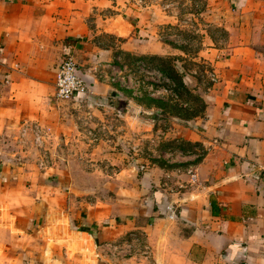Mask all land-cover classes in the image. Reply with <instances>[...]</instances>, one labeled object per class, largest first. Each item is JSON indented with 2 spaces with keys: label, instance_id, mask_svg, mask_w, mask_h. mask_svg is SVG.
<instances>
[{
  "label": "crops",
  "instance_id": "obj_1",
  "mask_svg": "<svg viewBox=\"0 0 264 264\" xmlns=\"http://www.w3.org/2000/svg\"><path fill=\"white\" fill-rule=\"evenodd\" d=\"M209 2L233 42L217 62L216 105L200 122L174 125V139L184 149L160 154L161 161L143 174L139 183L147 197L129 212L135 216L109 227L96 218L74 222L70 216L61 241L72 233L65 242L72 241L75 250L57 243L49 252L31 243L24 247L25 264H86L83 249L92 242L97 264H264V0ZM162 5L159 0L127 5L123 0H0V260L7 251L11 257L19 252L13 241L24 239L19 234L28 237L32 225L20 216L35 206L26 185L31 165L15 162L30 152L11 146L32 143L34 134L44 142L67 140V128L81 110L124 118L130 111L118 106L128 99L123 90L95 81L94 70L110 66L114 56L113 48L94 40L96 29L88 19L107 10L110 15L96 21L102 33L123 40V50L136 45L142 54L160 55L167 47L153 37L161 34ZM68 55L93 86L88 95L60 101L56 74ZM59 63L49 87L46 72ZM105 100L111 104L100 107ZM191 171L198 173L197 184L190 183ZM49 219L43 221L48 228ZM37 256L41 259L34 262Z\"/></svg>",
  "mask_w": 264,
  "mask_h": 264
},
{
  "label": "rangeland",
  "instance_id": "obj_2",
  "mask_svg": "<svg viewBox=\"0 0 264 264\" xmlns=\"http://www.w3.org/2000/svg\"><path fill=\"white\" fill-rule=\"evenodd\" d=\"M137 2L123 0L126 5ZM159 3L163 4L161 34L153 38L167 47L160 55L142 54L136 45L130 51L123 50V40L102 33L96 21L104 20L105 14L109 16L107 10L102 16L88 19L87 23H93L91 27L96 29L94 40L103 47L113 48L110 66L94 70V74H104L106 80L96 79V82L123 90V98L128 99H120L118 106L125 110L130 107V111L124 118L113 113L89 114L81 110L78 111L81 116L67 128V140L56 138L44 142L34 134L32 143L11 146L20 153L30 152L27 157L21 154L15 162L23 167L31 165L33 172L26 178V185L33 190L35 206L29 209L28 216H20L22 220L32 221L26 231L29 238L19 234L24 239L13 241L19 252L11 257L7 251L0 264H9L10 259L25 264L24 247L30 248L31 243L38 249L48 248L49 252L63 244L73 252L76 248L73 242H65L74 238L72 233L61 241L63 232H69L70 216L74 222L78 217L96 218L104 227L118 226L127 216H135L129 212L136 210L147 197L139 183L143 174L161 161L160 154H171L184 146L174 139V125L200 122L206 118L208 109L216 105L220 82L217 62L231 49V34L221 25L209 0H159ZM137 33L142 38L144 33ZM59 65L46 72L49 87H53ZM99 104L103 107L111 102L105 100ZM150 124L155 128L150 130ZM162 161L170 170L171 165ZM4 213L5 218L9 217L7 210ZM48 217L50 228L43 225ZM62 217V223H55ZM32 236L39 238L35 240ZM104 246L99 248L103 250ZM95 251L94 242L83 249L86 264H97ZM46 258L52 260L54 254ZM39 259L40 256L35 257L34 262Z\"/></svg>",
  "mask_w": 264,
  "mask_h": 264
},
{
  "label": "built area",
  "instance_id": "obj_3",
  "mask_svg": "<svg viewBox=\"0 0 264 264\" xmlns=\"http://www.w3.org/2000/svg\"><path fill=\"white\" fill-rule=\"evenodd\" d=\"M98 81H105L104 74H94ZM95 80V81H97ZM56 96L60 101H71L79 95H88L93 83H89L77 66L73 56L68 55L61 63L56 74ZM197 171L190 172V183H198ZM172 211V209H169ZM173 212V211H172Z\"/></svg>",
  "mask_w": 264,
  "mask_h": 264
}]
</instances>
